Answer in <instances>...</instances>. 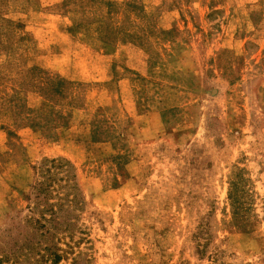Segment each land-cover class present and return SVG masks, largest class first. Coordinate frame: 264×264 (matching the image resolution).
I'll use <instances>...</instances> for the list:
<instances>
[{"label":"rangeland","instance_id":"obj_1","mask_svg":"<svg viewBox=\"0 0 264 264\" xmlns=\"http://www.w3.org/2000/svg\"><path fill=\"white\" fill-rule=\"evenodd\" d=\"M50 210L72 233L40 236ZM46 246L264 264V0H0V264Z\"/></svg>","mask_w":264,"mask_h":264},{"label":"trees","instance_id":"obj_2","mask_svg":"<svg viewBox=\"0 0 264 264\" xmlns=\"http://www.w3.org/2000/svg\"><path fill=\"white\" fill-rule=\"evenodd\" d=\"M148 28H150V26ZM142 30L143 29H141V32H143ZM113 35H116V33H113ZM65 165H64V162L62 160H45L41 164V166L39 167L40 169H38V170H40V173H42L44 180L38 182V184L35 187V190H36V192H38V194L49 193L48 189H50L51 183L46 184L47 182H53L56 185H58V183H60V182H64V187L70 190V191H68L67 194L64 195V198H63L65 203H67L68 208H69L70 206H72L74 204V202L76 200V193H75L76 189L74 190V188H73L74 186L71 185V177L69 176V172L67 170V165L66 166ZM60 173H65V176L62 178H58ZM58 188L60 189L61 187L58 186ZM68 197H71V200H68ZM62 207H63V205H59V210H62ZM57 214L59 215L60 212L53 213L50 210V215H51L52 219L48 221L50 223L49 227H46L44 224H41L38 220L32 221L37 226L36 227L37 229L45 228V232L40 235L41 237H43V238L47 237V240H49V239L54 240L55 234L57 232L63 231V233H72V231H73L72 224H70V226L66 225L62 228V226H63L62 223L58 222L56 220ZM30 220H32V219H30ZM52 232H54V233H52ZM59 240L60 239H58L57 241H59ZM48 248L49 247L46 246L45 250H46V252H48V258H50L51 264H58V262L61 260L62 256L57 254L58 250L56 249V247H55L54 252Z\"/></svg>","mask_w":264,"mask_h":264}]
</instances>
